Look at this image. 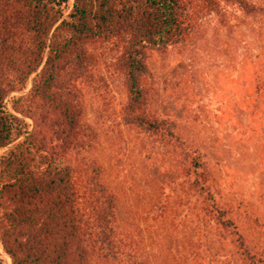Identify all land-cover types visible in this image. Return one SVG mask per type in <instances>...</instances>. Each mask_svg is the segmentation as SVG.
I'll use <instances>...</instances> for the list:
<instances>
[{"label":"trees","instance_id":"trees-1","mask_svg":"<svg viewBox=\"0 0 264 264\" xmlns=\"http://www.w3.org/2000/svg\"><path fill=\"white\" fill-rule=\"evenodd\" d=\"M67 6L0 0V149L10 145L0 156V244L11 264H152L96 156L107 114L168 157V177L152 178L153 223L145 225L171 230L157 264H264L238 224L246 205L222 193L202 148L179 133V119L155 107L148 65L150 53L172 48L209 52L233 71L249 63L254 95L245 98L264 111V3L73 0L64 17ZM103 46L114 53L108 73L122 86L116 109L93 51ZM89 102L100 123L86 119Z\"/></svg>","mask_w":264,"mask_h":264},{"label":"rangeland","instance_id":"rangeland-1","mask_svg":"<svg viewBox=\"0 0 264 264\" xmlns=\"http://www.w3.org/2000/svg\"><path fill=\"white\" fill-rule=\"evenodd\" d=\"M251 1L264 3V0ZM72 3L73 0H68L64 17L71 12ZM93 51L97 55V69L115 97L114 101L108 102L116 109V103L123 100V91L120 80L108 73L114 53L106 46ZM205 53L189 48L150 53L148 65L153 75V103L165 115L177 117L179 133L202 148L221 183L222 193L234 203L246 205L244 214H239L244 223L238 224L244 228L246 241L258 245L256 249L264 252V111L259 104L256 110L252 107L253 98H245L254 95L252 65L241 64L235 71L227 63L217 67L219 59ZM31 79L23 91L9 96L8 108L12 97L30 90ZM104 90V87L100 88V92ZM94 95L95 92L90 90V102ZM95 101L102 103L101 97ZM90 102L86 119L100 123L98 108ZM194 115L197 121L193 120ZM112 118L113 115L107 114L103 121L96 156L105 167L107 182L118 193L126 213L125 222L129 226L135 224L137 233L144 240L142 245L150 263L157 264L167 254V248L162 247L171 230L165 232V226L161 224H149L147 229L145 225L153 223L147 215L156 198L151 187L152 178L163 181L168 177L165 172L168 157L161 154L162 150L151 152L145 141L136 138L135 131L118 129ZM26 121L31 124L30 120ZM9 147L0 149V156ZM147 154H151V158ZM166 193L168 195V191ZM175 207L177 205H172ZM178 212L173 211V217L179 218ZM0 260L3 264H11L1 244Z\"/></svg>","mask_w":264,"mask_h":264}]
</instances>
